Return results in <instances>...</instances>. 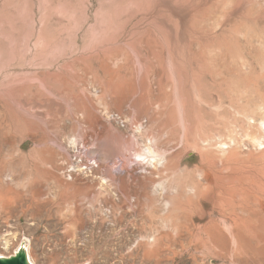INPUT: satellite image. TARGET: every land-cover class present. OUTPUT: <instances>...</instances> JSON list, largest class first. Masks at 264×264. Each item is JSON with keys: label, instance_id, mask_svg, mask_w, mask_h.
Returning a JSON list of instances; mask_svg holds the SVG:
<instances>
[{"label": "rangeland", "instance_id": "obj_1", "mask_svg": "<svg viewBox=\"0 0 264 264\" xmlns=\"http://www.w3.org/2000/svg\"><path fill=\"white\" fill-rule=\"evenodd\" d=\"M262 121L264 0H0L3 256L264 264Z\"/></svg>", "mask_w": 264, "mask_h": 264}, {"label": "bare ground", "instance_id": "obj_2", "mask_svg": "<svg viewBox=\"0 0 264 264\" xmlns=\"http://www.w3.org/2000/svg\"><path fill=\"white\" fill-rule=\"evenodd\" d=\"M248 120H249V118H248ZM244 123H246V122H243V125H244ZM246 124L248 125L249 121ZM260 126L261 127L264 126V122L263 121L260 123ZM184 127H185L184 128L185 129L184 130L185 133H184L183 139L185 141V144L188 145L189 139H188V133L186 132V122H185V126ZM123 143H125V142H123ZM125 144H127V143H125ZM199 144H201V146L203 148V149L202 148L201 149L202 150H206V151L209 150V149L216 150V151H223L224 150V148H223L224 144H222L221 142H216L215 141V136H212V137H209V138H206V139H200ZM127 146H128V144H127ZM105 147H106L105 148L106 149L105 152H107L109 154H118L119 152H121L120 150L122 149L123 144L120 145L119 142H117V140H115V142L113 140H111V141L105 143ZM226 149H228V147ZM144 151L146 152L145 153L146 154L145 157L147 158V161L143 162V164H145L146 167H150V169H152L153 172L162 171L164 166L167 164L168 158H169V156L165 154L166 152H164L162 148L155 147L152 143H149L148 145H146ZM138 156L141 157V155H138ZM134 175H135L134 174V170L129 171L128 167L124 165L123 169L121 171H119V172H110L108 174V178H109V180L112 183H115V182L116 183H124L125 180L128 181V180L136 178V175L135 176ZM208 180H209V175L206 174L204 176V181L207 182ZM102 186H100V187H102ZM165 204L167 205V201H165ZM10 235H12V233L11 234L6 233L5 235H3L1 237L2 239H4V245H3L2 242L1 243H2L3 246H5L6 249H7V247H9L10 239H14V241H15V243L12 244L13 246L12 247L10 246L12 249H11L10 253L7 254V255L10 256V255L14 254L18 249L23 247V249H25L27 251L30 259L32 260V263L35 264L36 261L34 262L32 256H31V252H30V248H31L30 246L32 244L30 243L31 240H29V237H27L25 235H21L19 238H16V237H18V234H17V236H14V235L10 236ZM8 236H10V238ZM6 249H5V251H7ZM3 255H5V254H3V252L0 250V256H3Z\"/></svg>", "mask_w": 264, "mask_h": 264}, {"label": "water", "instance_id": "obj_3", "mask_svg": "<svg viewBox=\"0 0 264 264\" xmlns=\"http://www.w3.org/2000/svg\"><path fill=\"white\" fill-rule=\"evenodd\" d=\"M0 264H33L27 251L21 247L10 256H0Z\"/></svg>", "mask_w": 264, "mask_h": 264}]
</instances>
